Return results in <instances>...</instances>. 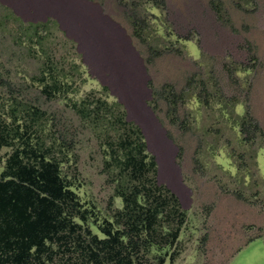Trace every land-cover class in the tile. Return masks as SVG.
I'll list each match as a JSON object with an SVG mask.
<instances>
[{"label":"rangeland","instance_id":"rangeland-1","mask_svg":"<svg viewBox=\"0 0 264 264\" xmlns=\"http://www.w3.org/2000/svg\"><path fill=\"white\" fill-rule=\"evenodd\" d=\"M31 1L0 0V115L17 101L44 112L33 139L67 151L63 173L102 218L121 205L104 170V128L80 119L67 103L117 102L154 157L156 182L185 214L177 254L164 264H264V0H62L80 9L85 34L58 10ZM85 15L109 31L118 51L124 48L125 66L101 63V37ZM27 23H43L42 50L70 79L64 97L45 98L33 80L43 57L18 33ZM136 68L134 104L112 72ZM165 86L172 104L164 100ZM245 110L260 129L248 141L235 123ZM113 132L123 134V127L107 133ZM156 253L151 249L142 263L155 264ZM65 261L57 253L46 264Z\"/></svg>","mask_w":264,"mask_h":264},{"label":"trees","instance_id":"trees-1","mask_svg":"<svg viewBox=\"0 0 264 264\" xmlns=\"http://www.w3.org/2000/svg\"><path fill=\"white\" fill-rule=\"evenodd\" d=\"M20 25L23 40L42 53L39 74L32 77L40 92L47 99L64 97L70 79L42 50L37 34L43 23ZM165 87L164 100L172 104L171 87ZM67 105L80 119L104 128V170L121 205L101 218L93 206L80 201L73 178L62 171L67 151L33 139L44 112L13 102L0 115V150L9 148L0 154V264H46L57 253L66 255L64 264H143L151 249L157 252L155 264H164L166 258L172 262L185 214L176 197L156 182V163L138 127L125 120L115 101L86 97ZM235 123L243 140L260 131L248 110ZM115 127H123V134L107 133Z\"/></svg>","mask_w":264,"mask_h":264},{"label":"bare ground","instance_id":"bare-ground-1","mask_svg":"<svg viewBox=\"0 0 264 264\" xmlns=\"http://www.w3.org/2000/svg\"><path fill=\"white\" fill-rule=\"evenodd\" d=\"M69 2L62 0H36V3L34 4L39 5V7L42 9L49 7L50 9L58 10L60 14L64 16L66 22L69 25H71L77 31H80L82 34H85L86 30L85 28H83L84 26L81 20L82 15L80 13V9L77 7L76 4L73 5ZM72 2L75 3L74 0H72ZM84 18L93 28L92 32L101 37V39L97 40L99 44L98 47L106 55V57L101 61V63L104 65L110 64L112 67H117L119 65L118 62H123V66H125L126 61L124 48L120 51L117 50L115 44L116 39L111 36L109 31L105 29V27L101 25L100 22L94 23L89 15H85ZM96 35L93 36L94 39H97ZM139 76L140 73L137 68L134 70L122 69L121 71L115 69L112 72V82L116 86H118L119 89L122 90L125 95L129 98V100L132 101V103L134 104L135 100L137 99V94L140 93V89L138 88Z\"/></svg>","mask_w":264,"mask_h":264}]
</instances>
